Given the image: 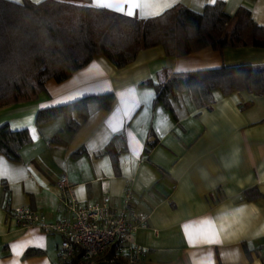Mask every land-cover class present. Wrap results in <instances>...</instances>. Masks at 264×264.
Returning a JSON list of instances; mask_svg holds the SVG:
<instances>
[{
  "label": "crops",
  "instance_id": "1",
  "mask_svg": "<svg viewBox=\"0 0 264 264\" xmlns=\"http://www.w3.org/2000/svg\"><path fill=\"white\" fill-rule=\"evenodd\" d=\"M222 1L228 14L243 5L264 25V0ZM157 3L153 16L178 4L202 12L214 2ZM241 64L264 67V47L207 45L169 55L158 44L120 68L96 55L62 81L47 79L35 98L0 106V125L30 133L17 159L0 153V264L56 262L61 235L21 226L8 213L27 206L48 222L59 219L63 177L79 202L120 206L124 189L132 191L148 223L135 233L147 248L137 264H264V93L214 88L210 108L196 107L186 91L158 98L166 72ZM107 92L114 94L108 109L92 102L85 119L72 112L75 131L63 113L36 120L40 110Z\"/></svg>",
  "mask_w": 264,
  "mask_h": 264
},
{
  "label": "trees",
  "instance_id": "2",
  "mask_svg": "<svg viewBox=\"0 0 264 264\" xmlns=\"http://www.w3.org/2000/svg\"><path fill=\"white\" fill-rule=\"evenodd\" d=\"M162 45L169 55H182L207 45L214 48L252 45L264 47V25L240 5L233 14L224 2L207 4L202 12L175 5L151 18H130L100 9L88 0H0V106L35 98L47 79L62 81L86 65L94 56L104 55L116 67L131 63L142 48ZM158 98L166 101L178 93H189L196 107L210 108L212 90L223 93L247 89L264 93V67L250 64L224 66L186 73H165ZM114 94L88 95L37 113V122L63 113L67 127L75 131L89 105L108 109ZM30 141L27 128L0 125V153L17 159L19 149ZM255 195L245 193L250 199ZM39 252L29 249L26 254ZM264 261V259H262Z\"/></svg>",
  "mask_w": 264,
  "mask_h": 264
},
{
  "label": "built area",
  "instance_id": "3",
  "mask_svg": "<svg viewBox=\"0 0 264 264\" xmlns=\"http://www.w3.org/2000/svg\"><path fill=\"white\" fill-rule=\"evenodd\" d=\"M64 215L48 222L27 206H16L8 216L21 226L36 224L45 233H58L62 241L54 264H137L147 248L138 244L135 233L148 227L147 220L132 206L133 193L124 189L122 204L114 206L106 200L79 202L63 177Z\"/></svg>",
  "mask_w": 264,
  "mask_h": 264
},
{
  "label": "snow or ice",
  "instance_id": "4",
  "mask_svg": "<svg viewBox=\"0 0 264 264\" xmlns=\"http://www.w3.org/2000/svg\"><path fill=\"white\" fill-rule=\"evenodd\" d=\"M212 2H215V0H212ZM96 7L104 10H114L116 13L130 18H135L140 13H143L142 18H151L155 13L151 12L150 9L158 7V3L157 0H96ZM209 242H211L210 238Z\"/></svg>",
  "mask_w": 264,
  "mask_h": 264
}]
</instances>
